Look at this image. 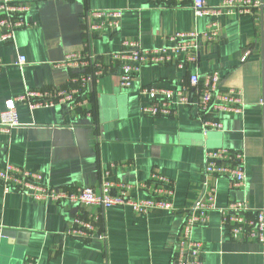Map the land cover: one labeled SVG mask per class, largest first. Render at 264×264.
Instances as JSON below:
<instances>
[{
	"label": "crops",
	"instance_id": "crops-1",
	"mask_svg": "<svg viewBox=\"0 0 264 264\" xmlns=\"http://www.w3.org/2000/svg\"><path fill=\"white\" fill-rule=\"evenodd\" d=\"M222 0H205L206 7ZM29 25L0 43V111L8 98L29 89L47 93L67 85L69 70L58 63L69 51L100 57L129 41L152 49L172 33L216 29L215 40L202 37L197 58L183 69L148 65L132 84H119L118 66L87 83V102L29 109L18 103L20 125L0 133V169L5 163L42 175L52 187L99 188L104 180L134 185L127 195L143 198L157 171L173 182L174 211L137 213L127 205L77 207L40 201L0 184V264H169L185 208L202 190L206 148L228 147L245 154V186L210 176L215 208L194 239L204 246L203 264H264V246L232 239L223 230L219 210L232 200L252 208L264 204V13L196 16L192 0H37L29 3ZM122 9L118 29L88 30L89 12ZM212 23V24H211ZM19 56L25 58L21 66ZM87 71L93 69L87 68ZM217 71L221 87L241 91V111L219 116L220 130H203L196 109L181 106L170 117L140 111L143 86H188V75ZM218 116V115H216ZM139 187V188H137ZM76 216L91 219L94 236L67 235Z\"/></svg>",
	"mask_w": 264,
	"mask_h": 264
},
{
	"label": "built area",
	"instance_id": "built-area-1",
	"mask_svg": "<svg viewBox=\"0 0 264 264\" xmlns=\"http://www.w3.org/2000/svg\"><path fill=\"white\" fill-rule=\"evenodd\" d=\"M37 0H0V43L11 40L18 29L25 28L29 22L25 14L29 3ZM192 9L196 16L222 14H251L255 11L264 13V0H222L219 5L206 7L205 0H192ZM122 9H96L89 12L88 30L100 31L103 28L118 29ZM212 24V23H211ZM212 26V25H211ZM209 26L207 30L178 31L169 35L164 45L147 49L136 43L123 42V48L103 54L105 63L93 54L69 51L58 64L69 70H84L68 77L67 85L51 93L38 89H29L23 94L8 98L0 111V133H8L21 123L18 118L17 104L23 103L29 109L48 107L55 104L67 107L80 106L87 102L85 87L87 83L97 80L104 73L110 72L111 65L118 66L119 84L123 88L131 86L140 69L148 65H172L183 69L190 62H195L199 41L202 37L215 40L216 29ZM25 58L19 56L16 64L21 66ZM87 71L88 67H91ZM139 94L146 100L140 111L150 116L170 117L181 106H191L196 110L203 130L222 129L219 116H228L241 111V91L221 87V78L217 71L204 74L188 75V86L164 88L155 85L143 86ZM218 115V116H216ZM245 154L241 150L228 147L206 148L203 153L202 190L197 199L185 208L180 225L179 236L169 264H203L204 246L194 239L192 231L195 226L203 225L209 218V212L215 208L216 189L208 182L210 176H223L230 180L234 188L245 186ZM150 183L140 185L149 190L143 198L131 197L127 192L132 184L104 180L99 188L93 186L77 187L72 190L52 187L39 173L5 163L0 169V184L4 193L16 191L27 194L40 201H65L77 207L98 205L110 207L127 205L137 213H149L154 210L174 211V187L168 177L153 171ZM139 188V187H137ZM221 226L232 239L251 240L264 246V204L259 208L249 207L243 200H230L219 210ZM91 219L76 216L67 235L105 239L106 235L94 236Z\"/></svg>",
	"mask_w": 264,
	"mask_h": 264
},
{
	"label": "water",
	"instance_id": "water-1",
	"mask_svg": "<svg viewBox=\"0 0 264 264\" xmlns=\"http://www.w3.org/2000/svg\"><path fill=\"white\" fill-rule=\"evenodd\" d=\"M3 234H4V233L1 231V232H0V239L3 237Z\"/></svg>",
	"mask_w": 264,
	"mask_h": 264
}]
</instances>
